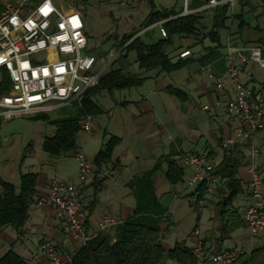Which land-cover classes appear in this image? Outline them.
Here are the masks:
<instances>
[{"label":"built area","instance_id":"built-area-1","mask_svg":"<svg viewBox=\"0 0 264 264\" xmlns=\"http://www.w3.org/2000/svg\"><path fill=\"white\" fill-rule=\"evenodd\" d=\"M84 1L13 0L0 12V122L53 113L81 104L119 57L120 53L105 62L90 52L86 23L80 8ZM239 1L210 0L207 6L190 10L189 0H184L179 17L223 5L234 8ZM139 2L118 0L122 8L134 7ZM66 8L70 9L68 14L64 13ZM175 18L156 25L163 38L168 37L165 22ZM226 48V73L215 77L208 70V74L218 90H223L227 83L232 85L234 96L226 102L217 100L214 106L224 109L240 122L235 135L222 141V149L226 151L238 141L245 142L249 148L251 203L245 208L243 216L251 252L255 242L264 237V172L260 165L262 152L257 144L258 134L264 131V85L249 87L242 81L241 75L242 68L248 65H255L264 73V51L260 45H234L231 41ZM191 55L190 50H185L179 58ZM210 109V106L204 107L205 111ZM93 121V116L85 119L83 133L92 132ZM85 149L84 144H79L74 154L79 170L78 183L53 180L48 193L38 197L36 202L52 208L63 232L78 248L85 246L100 232L122 223L115 216H105L95 233L88 230L89 213L83 201L82 185L94 173V167ZM183 164L191 171L189 186L205 184L209 194L221 183L216 174L218 163L207 153H196L190 149L183 156ZM193 249L197 264H233L243 253H250L237 248L211 253L202 240ZM41 251L45 255L43 264H74L75 252L64 254L50 241L42 243Z\"/></svg>","mask_w":264,"mask_h":264},{"label":"crops","instance_id":"crops-1","mask_svg":"<svg viewBox=\"0 0 264 264\" xmlns=\"http://www.w3.org/2000/svg\"><path fill=\"white\" fill-rule=\"evenodd\" d=\"M87 1L89 0H85L84 3ZM115 4L119 6L118 10L122 8L118 0ZM139 4L140 2L137 5ZM80 8L86 23L84 10L82 6ZM183 8L184 3L183 7L179 9L176 8L181 12L180 15L183 12ZM158 9L160 8L158 7ZM150 11L151 9L149 8L147 17ZM211 12L213 11L209 9L204 17ZM212 21L213 17L211 18V25ZM157 24L144 29L141 35L149 31V33L155 35L156 39L163 38L156 26ZM235 29L236 25L232 24L230 29L231 33H234ZM231 33L226 31V34L222 36V42L226 44V47L228 41H231L232 38H234L239 45H243L248 40H257L260 44L264 43V28L253 27L251 25V29L245 30L241 35H234V37H231ZM86 34L90 43L91 38L87 30ZM253 34L259 37L249 39ZM120 40L121 39H119V42ZM213 47L214 45L209 39L202 40L201 38H194L192 46L183 47L180 51L178 50L182 47L174 49V51L171 52V57L174 59V62L186 59L193 60L192 64L184 68H193L192 74L188 79H180L181 81L179 80V82H173L169 77L170 74L163 73L160 69L150 71L148 73L150 75H146L145 73L142 74V77H145L146 80L141 86L135 88L143 89L144 87H152L153 89L149 91L152 94H156V97L149 101L143 95V93H145L144 91L141 92L137 90L132 93L131 89L133 88L126 89L130 92L129 97L124 98V100L119 101L116 99L114 101L107 115L109 120L108 125L103 132L99 134L101 138L97 137V130L94 123L92 132L90 134L84 133L85 136H88L82 140L80 144H84L85 147H87V143L91 144L92 151L87 153V156L94 167V173L89 177L87 182L82 185L83 201L89 213L88 230L91 233L97 231L98 224L105 216H115L120 221H125L132 215L136 207V199L128 184L136 177L152 169L158 159L175 155V159L185 169L184 185L185 182H188L191 171L185 168L183 156L190 149H194L196 153H207L218 165L222 162L225 151L222 149L221 143L226 138L235 135V131L239 127L240 122L237 118L230 117L224 109L214 106L217 100L226 102L231 99L234 96V91L230 83H227L223 90H218L215 81L210 79L208 74V70H211L215 77H221L226 73L227 62L224 57L227 48L222 50L223 56L220 61H214L206 66H203L199 61V59L207 55ZM185 50H190L192 55L188 58L180 59V53ZM106 57H109V54ZM136 66L138 67L137 64ZM130 69V72L133 74L139 73V69L136 71L133 68V64L130 66ZM203 75L206 76L205 79L201 77ZM241 78L247 86L252 88H260L264 85V73L255 65L244 66L242 68ZM208 80L212 82L210 83ZM169 86L184 90L189 95V99L185 102L180 101L168 92L167 89ZM115 92L116 91L109 93L113 96ZM193 94H198V97L205 101L202 107L203 110L205 106L211 107L207 112H209L212 121H205L200 128L189 131L188 128L186 129L182 125V116L186 114L192 117V113L189 111L184 112L183 108L185 104L191 102ZM93 100L98 105L95 97ZM98 106L100 107V105ZM100 109L102 110L101 107ZM101 114H103V110ZM95 118L96 117H94V120ZM212 122L217 123L218 127L213 128ZM180 130L182 131L181 133L179 132ZM105 133H108L107 137H105ZM111 136H116L120 138L121 141L114 150L112 162L98 168L94 164V159L103 148V144H106ZM95 141L96 143L101 142L102 145L93 150V147H96ZM257 144L262 152L260 165L264 172V131L258 134ZM227 151L233 153L241 161L238 177L243 182L245 193L239 196V199L234 202V206L238 208L240 212L244 213L245 208L251 203L249 193L251 181L249 173V148L245 142L238 141ZM72 157L74 166L67 161V156L60 157L54 162H48L45 158L39 161H34L35 159H33L29 163L27 168L22 172L36 173L39 175L36 197L46 195L53 180L78 183L79 170L74 156ZM166 171L167 164H164L162 171L159 172L154 179L155 190L158 196L159 189L168 184L165 178ZM97 182L99 184L101 183V190L96 193L95 184ZM14 185L19 187L20 182ZM175 187L178 188L177 185ZM216 194L217 193L213 190L208 194V197L201 202L204 210H207L211 200L218 203L219 200ZM159 198L162 202V198L160 196ZM191 198L196 203L197 196L194 192ZM205 216L207 217V214H205ZM213 218L214 216H211V220ZM114 229L115 227H112L105 232L114 235ZM219 229L220 221L217 229H210L209 225H202L201 227L198 225L194 230L195 243L192 246L188 245L185 240L184 242H177L182 246L194 248L198 241L202 240L204 247L211 253L221 250H233L236 248L250 252L251 241L247 228L236 231L232 234L231 238L224 243L219 242ZM210 230L216 231L211 236H208L207 233ZM259 240L255 242L254 247L261 246ZM44 241L52 242L64 254L76 252L78 249L77 244L63 232L61 222L56 219L52 208L47 205L40 206L35 203L30 208L24 228V236L22 238H19L17 232L12 228H6L0 234V259L9 251L13 250L21 256L27 264H43L45 262V255L41 251V245ZM164 264L169 263L164 262Z\"/></svg>","mask_w":264,"mask_h":264},{"label":"trees","instance_id":"trees-1","mask_svg":"<svg viewBox=\"0 0 264 264\" xmlns=\"http://www.w3.org/2000/svg\"><path fill=\"white\" fill-rule=\"evenodd\" d=\"M209 2L210 0H192L189 9L197 10L207 6ZM259 2L264 6V0ZM149 4L151 11L141 30L171 17H177L164 24L168 33L167 38L156 39L149 31L137 36L141 30L123 36L118 44L123 50L115 61L119 66L112 65L110 71L101 77L98 86L87 93L82 103L75 104L73 112L63 108L55 117L52 113H42L32 117L55 128L54 133L45 137L43 141L42 149L48 156L53 158L74 156L79 147L78 137L82 133L83 122L88 116L96 117L102 113L93 100L99 92L139 87L146 80L142 77L146 72L160 69L163 73L171 74L192 64V59L174 62L171 57L176 37L209 39L214 47L199 59L202 65L206 66L221 60L222 50L226 49V44L222 42V31L231 33L230 29L234 21L237 24L234 33L230 34L231 37L251 29V24L244 19V12L235 14L229 5L214 8L212 25L207 32H204L206 29L203 24L204 15L209 9L178 17L181 12L175 7L161 10L153 0H149ZM231 42L239 45L234 38ZM243 45H251V43L247 41ZM132 54H135L134 63L138 65L137 74L130 72L132 63L129 57ZM106 55L107 52L99 55V58ZM167 90L180 101L185 102L189 99L187 92L182 89L169 86ZM107 136L108 133H105V137ZM120 141L116 136L109 138L94 159L96 167L101 168L112 162L114 150ZM174 156L158 159L152 169L128 184L136 199V207L132 215L115 227L114 235L100 232L96 238L78 248L73 258L74 264H164L166 257L177 264H197L193 248L182 246L177 242L167 252L163 244L170 229V214L156 193L154 179L162 171L163 165L167 164L165 178L168 183L176 186L184 182L185 169ZM240 166V159L226 150L222 162L216 169V174L222 183L221 199L217 204L220 243L229 240L236 231L246 228L243 213L234 206L235 200L245 193L243 182L238 177ZM38 182L39 175L36 173L21 172L19 187L0 176V234L6 228H12L19 238L24 236L30 208L37 202ZM95 190L96 193L101 190V183L95 184ZM206 194V185H198L195 190L196 203L203 202ZM0 264L27 263L11 250L0 259ZM233 264H264V245L254 247L250 253H243Z\"/></svg>","mask_w":264,"mask_h":264},{"label":"rangeland","instance_id":"rangeland-1","mask_svg":"<svg viewBox=\"0 0 264 264\" xmlns=\"http://www.w3.org/2000/svg\"><path fill=\"white\" fill-rule=\"evenodd\" d=\"M13 0H0V12L4 9L8 2ZM155 5L160 9H171L176 7L177 9L183 7L184 0H153ZM117 0H89L85 3H82L83 12L86 16V30L90 35L89 50L92 54L100 57L102 54L107 52L109 57L104 58L105 62H109L113 56L121 53L123 50L118 46L119 39L125 35H129L136 31L142 29L145 18L148 15L149 11V0H141L140 4L134 8H120L118 10V5L115 3ZM192 0H189V6L191 5ZM211 11L214 8H209ZM70 12L69 8L64 10L65 14ZM232 12L238 14L244 12V19L246 22L251 24L253 27L264 28V6L261 5L259 0H240L232 8ZM205 16V15H204ZM213 17V12L209 13L204 17V26L206 29L204 32H207L211 27V18ZM236 25V21L233 23ZM235 28V27H234ZM143 30H141L137 36H140ZM226 34V31H222V36ZM158 37V36H157ZM259 37L258 35H251L249 39ZM117 40H116V39ZM264 40V39H263ZM194 38H176L172 46V51L174 49L186 48L193 45ZM251 44L259 45L257 40H248ZM264 49V43L260 44ZM93 50V51H91ZM100 55V56H99ZM129 60L133 64V68L137 71L138 67L134 63L135 54H132L129 57ZM129 61V62H130ZM131 64V65H132ZM112 65L118 67V63H112L108 70L109 72ZM102 66V65H101ZM131 71V69H130ZM193 68L182 69L170 74L171 81L179 82L180 79H188L192 74ZM150 72V71H149ZM149 72H146V75ZM205 79L206 76H201ZM181 81V80H180ZM210 83L211 80H208ZM151 83V82H150ZM153 89L152 87L137 89H131V92L134 91H144L143 95L147 100L151 101L156 97V94L150 93L149 90ZM129 91H116L113 96L108 91H102L95 96V100L100 105L103 110V114L96 116L93 121L95 128L97 130V137L108 125V112H110L111 106L114 104V101L124 100V98L129 97ZM205 101L201 100L198 97V94H193L191 102L185 104L183 111H189L192 113V117L188 115L182 116V125L189 131L195 128H200L202 123L207 121H212L209 115V112L202 109ZM65 109L73 112L75 110V104L64 107ZM63 109V108H61ZM60 110V109H59ZM59 110L52 113V116H58ZM34 115H27L24 117L14 118L9 122H0V176L13 184H18L21 181V172L24 171L29 163L34 161L43 160L46 158L48 162L57 161L58 158H53L48 156L42 149L43 141L45 137L52 135L55 131V128L49 126L43 121L34 120L32 117ZM213 128H217V123L212 122ZM182 130V129H181ZM179 131L180 133L182 131ZM82 132L78 137V144L82 142L88 135L84 137ZM98 142V141H97ZM94 145V144H93ZM92 145V146H93ZM96 147H93V150L101 146V142L96 143ZM105 143L103 144L104 147ZM86 153L92 151L90 143H87L85 149ZM73 155L67 156V161L74 166ZM76 162V161H75ZM77 164V163H76ZM78 168V167H77ZM175 186L170 185L169 183L165 187L159 189V196L162 198V203L170 214V229L164 239V248L168 252L171 248L174 247L177 241H187V244L192 246L195 243L194 230L199 225H206L211 228L217 229L219 225L218 219V209L217 202L211 200L208 205L207 210H204L202 203H195L191 195L196 190V186H189L188 182L180 183ZM216 197L218 200L221 199L222 192V183H220L215 189ZM208 197V193L206 194ZM239 197L236 199L238 200ZM235 200V201H236ZM207 214V217L205 216ZM211 216L214 218L211 220ZM208 218V220H207ZM166 225H164V228ZM216 230H210L207 235L211 236L215 233ZM259 244H264V237H261ZM231 245V244H230ZM165 263L177 264L176 262L170 260L168 257L165 258Z\"/></svg>","mask_w":264,"mask_h":264}]
</instances>
